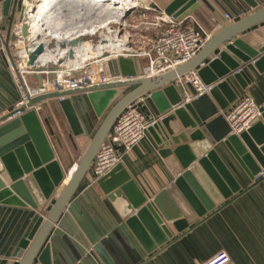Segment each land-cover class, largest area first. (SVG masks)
Wrapping results in <instances>:
<instances>
[{
	"label": "water",
	"instance_id": "95a60500",
	"mask_svg": "<svg viewBox=\"0 0 264 264\" xmlns=\"http://www.w3.org/2000/svg\"><path fill=\"white\" fill-rule=\"evenodd\" d=\"M26 1L29 3L31 0ZM243 1L254 12L220 29L192 60L162 75L138 77L133 59L121 57L110 61L108 69L111 76L121 73L127 77L122 82L46 93L29 101V106H34L49 99L59 100L58 105L73 134L89 136L104 116L72 173L66 175L55 160L35 111L0 127V204L38 212L54 198L45 214L36 213L33 217L19 246V264H32L35 260L39 264H53L54 261L63 264V259L74 253L75 248H80L84 254L92 248L98 255L104 243L116 236L137 241L129 252L126 250L127 255H135L136 249L141 257L156 253L157 248L178 239L173 237L167 224L183 220L181 215L169 213L171 208L163 202L167 192L175 198L185 219L172 224L177 232L181 224L188 222L191 225L202 217L199 203L209 211L228 196L221 181L227 179L231 183L232 179L215 149L223 145L244 169L247 168L248 176L253 179L264 170V122L261 118L255 119L247 131L235 136L230 134V128L221 115L236 98L228 82L232 80L244 90L249 83L244 68L252 66L264 72V40L251 32L264 24V7L258 8L254 0ZM17 3L15 0L14 10ZM8 5L10 0L6 1L5 8ZM197 6L194 0H174L164 13L183 21L196 11ZM23 15L21 8L19 23ZM28 28L23 23L21 36L24 39L29 36ZM10 34L11 30L8 36L14 40V35ZM76 43L72 41L69 44L72 47ZM5 46L7 48L6 43ZM43 51L44 47L38 45L28 54L27 61V66L38 77L39 87L42 86V74L48 73L50 77L47 79L52 83L53 74L63 63V59H59L56 65H35ZM68 57L73 58L70 49ZM191 72H197L205 85L213 87L207 94L186 103L184 88L188 85L175 86L174 81ZM126 88L132 90L120 96L119 91ZM139 98H145L155 116V122L147 132L162 146L159 155L177 179L165 192L149 201L122 166L116 165L107 175L96 180L95 185L103 195L111 199H115L114 196L121 198L115 202L120 207L122 221L94 230L78 208L80 185L118 115ZM262 112L264 109H261V116ZM68 175L69 179L64 184ZM175 189L185 195L186 202L175 194ZM187 201L194 212L187 206ZM67 215L74 221V225L69 224V229L64 226Z\"/></svg>",
	"mask_w": 264,
	"mask_h": 264
},
{
	"label": "crops",
	"instance_id": "0c3cea01",
	"mask_svg": "<svg viewBox=\"0 0 264 264\" xmlns=\"http://www.w3.org/2000/svg\"><path fill=\"white\" fill-rule=\"evenodd\" d=\"M6 1L0 4V114L10 111L19 98L12 73L7 66V52L3 44L12 40L8 33L18 27L16 23L18 22L21 4L17 3L14 10L15 0H10V5L5 8ZM146 1V5L152 10L149 15L152 19V15L164 11L174 0ZM194 1L198 8L183 21L187 25L190 24L192 27L207 33L209 38L223 27L232 25L254 12L243 0ZM254 1L258 3V8L264 7V0ZM225 15L228 16V19L224 17ZM251 32L264 40V24L253 28ZM150 35L155 36V32H151ZM9 44L11 46V43ZM132 59L137 75L143 76L147 62L139 58ZM244 72L249 81L244 90L234 81L228 82L236 98L221 112L223 118L226 111L244 96L252 97L259 107L264 109V72H259L252 66L244 68ZM35 75L33 72L25 75L27 83L32 87L39 86L38 77ZM53 75L56 79L57 74ZM41 77L43 85L50 84L49 79H47L50 77L49 74L43 73ZM184 89L186 91L184 94L185 101L188 103L194 99L193 89L190 85ZM131 90L132 88L122 89L120 94L123 96ZM58 101L57 99H49L42 102L37 115L53 150L55 160L66 174L67 172L71 173L72 168L78 163L104 116L92 128L89 136L73 134ZM142 106L145 117L154 119L153 111L146 101ZM260 118L264 122V112ZM12 121L1 122L0 127ZM224 123L227 124L226 121ZM157 138L159 139V137ZM219 148L215 150L232 179L231 183L227 179L226 181L221 179L228 195L221 204L214 205L213 209L205 211V206L199 203L201 207L199 210L204 212H202V217H198L191 225L188 222L185 225L181 224L179 226L180 231L177 232V229H174L176 227H173L172 224L185 220L182 216V210L171 193L167 192L163 199L165 205L171 208L169 213L171 215L179 214L183 219L174 220L175 222L167 224L170 226L169 229L173 237H178L177 240L164 244L162 248H157L158 252L156 253L144 255L141 248L142 257L140 251L138 252L135 248V255L130 253L131 257L127 255L126 250L129 252L131 246H136L137 241L134 238L127 240L128 238L126 239L125 236H116L104 243L103 248H100V254L95 255L92 248L85 251L84 254L80 252L82 251L80 248L74 247L75 252L63 259L62 263L104 264V260H106L105 264L107 262L109 264H202L217 253L224 252L233 264H264V178L257 179L255 177L253 179V177H249L246 167L244 169L223 145ZM161 149L162 146H159L155 138L146 131L145 137L118 163L140 193L149 201L165 192L177 179L166 164L165 159L160 157ZM116 150L119 153L122 152L119 147ZM60 190L61 188L57 190L58 193ZM79 194H81V198H77L79 199L78 208L94 230L95 228L99 229L100 226L110 227L111 223L117 225L122 221L120 207L115 202L121 198L114 196L115 199H111L108 195H103L95 185L91 169L80 185L77 195ZM175 194H178L186 202L185 195L180 190L175 189ZM53 200L49 201L38 212L29 208L0 204V264H19V246L33 217L36 213L41 216L45 214ZM209 203H211L210 200ZM187 206L193 211L189 202ZM69 224L74 225L70 216L67 217L64 226L69 229ZM112 231L114 230L112 229ZM149 239L155 243L153 239ZM32 264L39 263L35 260ZM53 264H57L56 261Z\"/></svg>",
	"mask_w": 264,
	"mask_h": 264
},
{
	"label": "built area",
	"instance_id": "2783aa9c",
	"mask_svg": "<svg viewBox=\"0 0 264 264\" xmlns=\"http://www.w3.org/2000/svg\"><path fill=\"white\" fill-rule=\"evenodd\" d=\"M6 0H0V4ZM21 4V8L24 12L22 22L18 24V27L14 29V37H16L21 46L19 50V67L17 68L11 62L10 55L6 54V62L9 70L12 73L14 83L16 85L19 98L15 103L14 107L3 114H0V123L4 121H12L20 118L29 111H39V106H29V101L39 95L51 93L52 91L70 90L81 87H89L91 85H101L107 82L109 76L107 62L118 58H139L147 61V67L144 75L147 71L152 72V76L165 73L172 70L182 64H185L192 60L198 52L202 49L205 43L208 41L209 36L206 37L199 29L192 27L190 24L179 21L173 16H168L164 11H160L152 15V19L148 21L151 8H145V12L138 14L140 21L136 25H132L131 28L140 34L141 43L144 46L140 47L138 51H133L131 44H127L126 49L121 50L118 53H111L109 57L104 58L100 65L94 67H86L83 71L72 72L69 75L64 74L61 78L56 75V79L47 86L31 87L26 81V74L34 73L31 67L27 66V56L23 51L24 38L21 36V27L25 23V19L29 20L28 32L29 36H33L31 31L33 15L35 14V8L41 3V0H31L32 4H29L26 0H17ZM29 7V8H28ZM130 11V10H129ZM129 16L134 17L135 14L131 12ZM136 17V16H135ZM228 19V16L225 15ZM114 23V22H113ZM112 24V23H111ZM118 27V33L121 32L122 23H115ZM110 25V23L108 24ZM111 32V31H110ZM147 32V33H145ZM155 32V36H151L150 33ZM108 33V32H106ZM99 35L97 47L89 42L88 40L92 37ZM116 41L118 44H122L120 36L115 34ZM32 40L29 41L31 44H35L34 36L30 37ZM99 31L90 29L89 33L86 34L85 40L92 47L93 51L99 49H107L102 43L105 41L101 39ZM130 38V36L128 37ZM127 41V40H126ZM126 41H124L126 43ZM131 42V40H130ZM5 45V43L3 44ZM115 45V44H114ZM117 45H115L116 47ZM25 47V48H24ZM3 49V47H2ZM4 50V49H3ZM33 50H26V52H32ZM133 55V57H130ZM110 59V60H109ZM30 69V70H28ZM30 71V72H27ZM85 71L84 77L80 73ZM48 74V73H45ZM57 74V73H55ZM97 76H99L97 78ZM115 77V76H114ZM117 78V77H115ZM64 84L66 88L61 89L60 85L57 84L58 80ZM95 83H90L91 80ZM99 82H96V81ZM176 86H187L190 85L193 89V97L196 98L203 94H207L213 86L205 85L197 75V72H191L183 77L177 78L174 81ZM57 88H59L57 90ZM62 100V99H60ZM144 98H139L129 104L117 117L114 124L112 125L108 137L102 143L98 149L94 160L91 164V174L94 182L105 175H107L121 160V155L131 151L138 143L145 137L147 129L152 126L155 122L154 119H148L145 117L142 111V105H144ZM261 108L250 96H244L236 101L232 107L226 111L224 120L230 128V134L239 136L240 134L247 131L252 122L260 118ZM122 149L119 154L116 148ZM257 179L264 178V170H261L257 174ZM202 264H233L229 256L224 252H219Z\"/></svg>",
	"mask_w": 264,
	"mask_h": 264
},
{
	"label": "bare ground",
	"instance_id": "6f19581e",
	"mask_svg": "<svg viewBox=\"0 0 264 264\" xmlns=\"http://www.w3.org/2000/svg\"><path fill=\"white\" fill-rule=\"evenodd\" d=\"M142 0H41V3L36 6L35 14L33 15L31 31L34 36L35 44L29 41L32 39L28 36L24 39L23 50L28 59L26 50H34L38 45L44 47V51L37 58L35 65L40 67H47L56 65L59 59H63V63L59 66L65 67L66 72L62 73L69 75L72 72L76 73L83 71L86 67H94L100 65L104 58L109 57L111 53H118L126 49V43L118 44L115 36L107 38L102 44L107 46V49H99L93 51L88 42L85 41L86 34L90 29H94L102 33L108 27L109 23H123L122 17L126 11H134L136 5ZM32 4V1H29ZM29 8V7H28ZM28 12L27 8L26 11ZM27 27L30 26L29 20H24ZM23 25V24H22ZM108 30V29H107ZM112 31V30H111ZM117 32V31H115ZM37 36H39V39ZM102 37V36H101ZM76 41L75 46H70V42ZM117 45L115 47V45ZM72 50L73 58L68 57V51ZM88 54H95L91 63L83 62ZM133 57V55H130ZM110 60V59H109ZM60 68V67H59ZM59 70V69H58ZM57 70V71H58ZM62 70V69H61ZM166 73V72H165ZM61 74V73H60ZM59 74V76H60ZM161 73L159 75H162ZM60 76V78L62 77ZM157 76V75H154ZM99 76H97L98 78ZM146 78L153 77L152 72L147 71ZM124 79L110 76L107 82L101 85L122 82ZM57 82L61 89L66 88L61 82ZM96 82H99L98 80ZM90 83H95L93 79ZM59 88H57L58 90ZM62 91H66L65 89ZM59 92V91H55ZM53 93V91L51 92ZM45 94V93H44ZM75 166L72 168L73 172ZM68 181V178H66ZM64 181V183H65ZM67 183V182H66Z\"/></svg>",
	"mask_w": 264,
	"mask_h": 264
},
{
	"label": "rangeland",
	"instance_id": "374dc122",
	"mask_svg": "<svg viewBox=\"0 0 264 264\" xmlns=\"http://www.w3.org/2000/svg\"><path fill=\"white\" fill-rule=\"evenodd\" d=\"M147 4V1L146 0H142L140 3H138L137 5H136V7H135V9H134V11H132L134 14H135V16L134 17H132V16H129V14L131 13V11H126V13H125V15L122 17V20H123V23H122V29H121V32H119L118 33V27H117V24H115V23H110V25H108V27H106L105 28V30H102V33H101V36H102V40L104 39V40H107V38H111L112 36H115V34H118V38H119V36H120V38H121V40H123V41H126V45L129 43V44H131V48H132V50L133 51H138L139 50V48L140 47H142V46H144V44H142L141 43V39H140V34H137V31L136 30H134L133 28H131V26L133 25H136V24H138V22L140 21V18L138 17V14H140V13H143V12H145L146 10H145V8H147L148 7V5H146ZM20 9H21V7H20ZM225 17V16H224ZM150 17H148V21H150ZM18 24H20L19 22H17L16 23V25H18ZM108 29V30H107ZM112 30V31H111ZM14 29L11 31V34H13L14 32ZM111 31V32H110ZM115 31H117V32H115ZM28 32H30V31H28ZM106 32H108V33H106ZM145 33H147V32H145ZM206 37H208V34L207 33H203ZM130 36V38H128ZM30 37H33V36H30ZM100 36L99 35H97V36H95V37H92L91 39H89L88 41L89 42H91L92 44H94L96 47H97V45H98V38H99ZM105 37H107V38H105ZM10 40V39H9ZM40 40V39H39ZM85 40H87V39H85ZM130 40H131V42H130ZM209 40V39H208ZM9 43H11V46H10V44ZM6 45H7V48H6V46L5 45H3L4 46V49H5V51L10 55V58H11V62H12V64L14 65V66H16L17 68L19 67V58H18V53H19V50H21V46H20V42H19V40L15 37V39L14 40H10L9 42L7 41L6 42ZM140 46V47H139ZM126 47H128V46H126ZM94 55L95 54H93V55H91V54H88V56H87V60H86V58H84L83 59V62L82 63H84V62H86V64L87 63H91V61H93L92 59H93V57H94ZM119 59V58H118ZM113 60H115V59H112V60H110V61H113ZM110 61H108L107 62V67H108V63L110 62ZM146 61V60H145ZM94 62V61H93ZM147 62V61H146ZM30 67V66H29ZM62 69V70H61ZM145 69H146V67H145ZM28 70H30V69H28ZM67 70L65 69V67H61L60 66V68H59V70L56 72L57 73V75L59 76V74H60V76H62L63 74L62 73H64V72H66ZM27 72H30V71H27ZM108 73H109V69H108ZM81 75H82V77H84V76H86L85 75V71L84 72H82V73H80ZM59 76V77H60ZM109 76H110V73H109ZM138 77H143V76H140V75H137ZM115 77H119V78H122V79H126L127 77H125V76H123L121 73L118 75V76H116L115 75ZM54 79H55V77H54ZM27 81V80H26ZM58 81H60V80H58ZM48 85V84H47ZM47 85H43V83H42V86H47ZM32 87V86H31ZM36 87H39V86H35L34 88H36ZM121 91H122V89L119 91L120 93H121ZM125 95V94H124ZM120 96H122L121 94H120ZM119 96V97H120ZM35 106H39L40 107V104H37V105H35ZM33 111V110H32ZM122 150V149H121ZM130 152V151H129ZM119 153V152H118ZM119 154H121V152L119 153ZM127 153H125V154H123V156L124 155H126ZM123 156L121 155V159L123 158ZM121 161V160H120ZM68 174V172L66 173V175ZM67 178V177H66Z\"/></svg>",
	"mask_w": 264,
	"mask_h": 264
}]
</instances>
